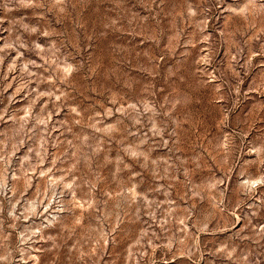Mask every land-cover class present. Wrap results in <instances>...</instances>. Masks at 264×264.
<instances>
[{"label": "clouds", "instance_id": "clouds-1", "mask_svg": "<svg viewBox=\"0 0 264 264\" xmlns=\"http://www.w3.org/2000/svg\"><path fill=\"white\" fill-rule=\"evenodd\" d=\"M0 264H264V0H0Z\"/></svg>", "mask_w": 264, "mask_h": 264}]
</instances>
